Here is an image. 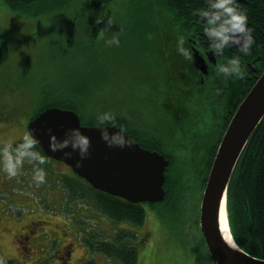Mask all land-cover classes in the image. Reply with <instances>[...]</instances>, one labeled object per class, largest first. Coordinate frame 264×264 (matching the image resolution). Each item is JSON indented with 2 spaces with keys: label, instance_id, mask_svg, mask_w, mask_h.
Masks as SVG:
<instances>
[{
  "label": "rangeland",
  "instance_id": "rangeland-1",
  "mask_svg": "<svg viewBox=\"0 0 264 264\" xmlns=\"http://www.w3.org/2000/svg\"><path fill=\"white\" fill-rule=\"evenodd\" d=\"M86 2L67 0L51 14H28L13 11L0 0V112H12L8 119L0 118V261L3 264L4 259L14 258L21 264H84L91 259L95 264H122L102 251L90 250L82 237L91 236L93 242L106 238L111 242L108 245L115 247L119 245L116 234L130 230L139 236L141 231L148 232L146 239L138 242L137 264H213L203 242L185 240L169 214L166 220L149 202H141L145 209L141 224L113 221L96 209L83 187L76 185V196H71L62 185L63 177L76 178L65 162L51 157L41 160L36 155L29 158L8 149L28 135L26 124L36 107L37 92L46 91L50 96L65 95L70 102H81L85 116L95 115L91 110L122 115L142 134L153 135L171 155L173 179L184 178L188 187L197 182L195 172L201 167L192 164L193 151H188L187 145L176 146L185 144L183 141L191 144L194 135L212 138L218 128L216 117L221 123L223 109L221 101L212 98L213 92L202 99L192 91L191 98L199 104L189 106L194 116L184 108L188 96L184 87L196 83L182 66L176 43V36L183 40L185 36L173 26L168 29L166 19L150 22L138 17L143 6L133 8L137 0H110L92 38L86 34L94 28L87 19ZM175 103H182L179 118H175L176 112L171 115ZM191 103L187 100L185 106ZM41 173L43 179H37ZM202 189L196 186L195 193L182 201L184 212L176 219L181 225L187 215L186 203L198 196L199 214ZM30 221L40 231L49 230L50 241L45 238L25 250L18 243L24 242L19 233ZM193 231L198 234L196 225L188 231L189 237L195 235ZM62 236L63 241H73L65 259L57 255Z\"/></svg>",
  "mask_w": 264,
  "mask_h": 264
},
{
  "label": "trees",
  "instance_id": "trees-1",
  "mask_svg": "<svg viewBox=\"0 0 264 264\" xmlns=\"http://www.w3.org/2000/svg\"><path fill=\"white\" fill-rule=\"evenodd\" d=\"M11 10L22 11L28 14H51L57 11L67 0H2ZM110 0H87V19L93 25V31H85L87 35L94 38L96 35L97 26L100 24L103 16V11ZM217 0H137L134 4L136 8H141V14L138 17L145 18L152 22L155 19H166L168 21L169 28L175 29V32L183 36L189 34H201L202 36H208L214 40L217 46H220L218 42H222L221 35L218 32H223L229 13L225 12L222 8L215 7ZM229 6L233 8L235 12L243 13L246 16L245 27L248 28L252 37L250 43L247 44L248 51L241 53L247 56V58L253 55H260L262 60V68L258 69V74L264 67V0H228ZM133 6V5H132ZM198 11H204L208 17L207 23H200L195 18V13ZM207 25L212 26L211 33H206L205 27ZM173 26V28H172ZM222 51L225 48H221ZM2 53V39L0 35V56ZM248 78L246 85L243 88L240 99L236 100L234 104H225L221 108L223 125L228 123L230 116L238 102L242 99L248 89L251 87L256 77ZM36 107L31 112L29 119L36 115L39 111L48 106H59L62 108H70L77 112L82 124L86 125H104L114 124L120 126L133 140L137 141L142 147L155 149L165 155L168 159V165L165 168V181L163 183L165 194L161 201L149 202L152 208L156 209V212L165 215L168 220H173L180 228V232L183 233L184 239L195 242L197 239L204 243V240L199 233L197 221L198 214V200L190 201L186 203L187 215L183 218L182 225L177 222V217L184 212L182 201H186L190 192L195 191L196 186L200 191L204 185L207 172L211 165L212 158L215 153V148L219 139V136H214L213 144L210 147L205 148V155L202 154L200 161H203V166L196 169L195 177L198 176L197 182L194 187H188L183 179L178 177L173 179L170 174V167L172 166L171 155L162 149L161 143L154 138L153 135H144L141 133L137 126H133L122 115L107 112L108 116L105 118L104 114L98 112L89 111L94 113L93 116H85L82 112L84 105L81 102H70L65 95L55 94L50 96L46 91L41 93L37 92ZM90 108V106H88ZM14 111L13 113H16ZM12 112L10 110H1V116L8 119ZM29 136V135H28ZM33 139V138H32ZM34 140V139H33ZM208 141V137H203V142ZM178 140L176 141V143ZM25 138L15 141L8 148L9 151L22 152L29 158L34 157L33 153L39 157H48L45 155L40 146L35 143L27 145ZM200 148V147H199ZM75 174V173H74ZM76 178L63 177L62 185L65 186L71 196H76V185L83 187L86 196L91 198L97 210L104 216L113 221H127L133 225H139L144 220L145 209L141 202H129L121 197L109 194L104 191H100L92 187L87 181L77 174ZM174 176V175H173ZM80 181H79V180ZM62 186V187H63ZM195 193V192H194ZM193 193V194H194ZM68 201V200H67ZM188 205V208H187ZM226 210L230 231L235 241L248 253L264 258V116L257 124L253 132L251 133L248 141L246 142L238 160L234 167V171L230 178L227 194H226ZM167 213V214H166ZM187 218V219H186ZM196 225L198 234L190 236L188 231ZM145 234H148L146 232ZM117 236L118 246L111 247L106 242V238L102 239L100 245H96L92 242L91 236L82 237L90 250L102 251L108 256V258L119 259L122 264H136L138 253V242H141V238L136 231L123 230L120 231ZM126 238V239H125ZM134 241V244L128 240ZM133 239V240H132ZM127 240L128 242L124 241ZM207 250V248H206ZM208 253V252H207ZM210 256V255H209ZM213 264L214 260L210 256ZM3 264H21L14 258L4 259ZM84 264H95L91 259L84 262Z\"/></svg>",
  "mask_w": 264,
  "mask_h": 264
},
{
  "label": "water",
  "instance_id": "water-1",
  "mask_svg": "<svg viewBox=\"0 0 264 264\" xmlns=\"http://www.w3.org/2000/svg\"><path fill=\"white\" fill-rule=\"evenodd\" d=\"M195 18L200 23L208 22L204 11L196 12ZM211 31L212 26L207 25L206 32ZM226 34L238 49H242L251 37L247 29ZM219 53L220 50L216 49V54ZM193 63L196 68L204 70V60L197 50L193 52ZM263 116L264 67L230 116L201 192L198 224L215 264H264V258L248 253L235 241L226 210L227 188L234 167ZM26 129L45 155L65 162L92 187L129 202L163 199L167 157L155 149L142 147L120 126L82 124L73 109L48 106L27 122ZM66 142L67 147L63 146ZM72 143L82 145L83 150L73 147ZM222 207L231 241L221 230Z\"/></svg>",
  "mask_w": 264,
  "mask_h": 264
},
{
  "label": "flooded vegetation",
  "instance_id": "flooded-vegetation-1",
  "mask_svg": "<svg viewBox=\"0 0 264 264\" xmlns=\"http://www.w3.org/2000/svg\"><path fill=\"white\" fill-rule=\"evenodd\" d=\"M250 33L251 31L245 27ZM206 31V27H205ZM224 35H227L226 32H224ZM228 36V35H227ZM229 37V36H228ZM252 37V33H251ZM250 37V38H251ZM176 43L179 44V54L181 55L182 58V66L186 67L189 70V75L190 78L196 82L195 84L191 83L190 85H186L184 87V90L186 91L187 95L185 100H184V108L187 110L189 114L194 116V113H192V109L190 107H194L197 105L199 106L198 102L193 100L191 98L192 94L191 91L194 93V96H199L200 98L204 99L206 97H209L210 93L213 94V99H218L221 101V106L223 105V102L228 105L236 103L237 99H240L243 88L247 83L248 78L255 77L258 74V69L262 68L261 65V58L260 55H253L249 58L247 56L242 55L243 49H238L233 42L230 40V38L225 39L223 36H221L222 42H218L220 46H217L214 40L208 36H202L201 34H189L185 36L184 40L179 39V36H176ZM249 38V39H250ZM248 39V40H249ZM247 40V41H248ZM247 43V42H246ZM176 44V45H177ZM248 44V43H247ZM221 48H225V50L222 51ZM216 49L220 50L219 54H216ZM194 50H197L198 54L202 56L204 63L202 65L204 70H201L199 68H196L193 63V52ZM183 52V53H182ZM178 54V55H179ZM233 57H238L240 60V66H241V71L242 75H237L235 73H224L220 71V66L221 65H227L228 62L233 58ZM192 99V100H191ZM187 100L189 102H193L188 106H185ZM199 101V100H198ZM225 104L223 107L225 108ZM237 106V105H236ZM175 113V118L181 117V114L179 116L178 112H182V103L178 105L175 103V108L172 106L171 108V115L173 116V113ZM173 116V117H174ZM218 117H216V121L218 124V128L215 132V137L218 135L219 139L218 142L221 138V135L226 127V125H223V122L219 123L217 120ZM208 138V141L203 142V134L201 135H194L192 138V143L189 144L186 141L185 144L178 145L176 147L181 148L185 145L189 146V150L193 151V161L192 164L194 166L202 167L203 166V161H200L198 159V154H200V159L202 158V154L205 155V148L210 147L213 144V137ZM217 142V145H218ZM216 145V147H217ZM200 147V148H199ZM175 148V147H173ZM172 149V148H171ZM216 150V148H215ZM159 152V151H158ZM161 153V152H160ZM213 159V158H212ZM169 162V161H168ZM208 173V172H207ZM207 176V175H206ZM206 180V179H205ZM205 183V182H204ZM204 186V185H203ZM23 229V232L19 233L20 236L23 237L24 242H18L20 245H22V248H27L29 247V244H41L43 239L46 238V241H50V239H47V235L49 233V230L41 229L39 230V226L33 222L30 221L29 224L25 225ZM65 234V231H61V235ZM147 234L141 231L140 238L142 241L146 239L145 237ZM65 237H61L62 242L59 244V247L57 248V255H59L61 258L65 259L66 255L71 254L72 246H73V241L72 239L68 238L63 241ZM107 240V239H106ZM93 242V240H92ZM108 243H111L110 240L106 241ZM96 245H100L102 243L101 240H97L93 242ZM83 244L85 246L86 243L83 241ZM106 256V254H104ZM108 258V256H107ZM113 259L114 258H109ZM65 262V260H64ZM30 264H33L32 262ZM137 264V262H136Z\"/></svg>",
  "mask_w": 264,
  "mask_h": 264
},
{
  "label": "clouds",
  "instance_id": "clouds-1",
  "mask_svg": "<svg viewBox=\"0 0 264 264\" xmlns=\"http://www.w3.org/2000/svg\"><path fill=\"white\" fill-rule=\"evenodd\" d=\"M215 7L218 8H222L225 12L229 13L230 16L227 18L226 20V24L228 25L227 27H225L223 32H218V34H220L221 36H223L225 39H228L229 37L227 35H224V32H243L245 30V20H246V16L243 13H238L235 12L233 10V8L231 6H229L228 4V0H217ZM115 40L116 43H119L118 40H116L115 38H113ZM112 42V41H109ZM250 39L247 41V43H250ZM247 43L244 47V51H248L247 48ZM220 71L224 72V73H235L237 75H242V71H241V66H240V60L238 57H233L227 65H221L220 66ZM108 114L105 113L104 117L101 118H105L107 117ZM26 141H27V145H31L33 143H35V140H33L30 136H28L26 134ZM67 143L66 142L63 146L67 147ZM25 145V146H27ZM73 147L76 148H81V150H83L82 145L77 144V143H72ZM86 146V145H85ZM23 153H21L22 155ZM33 155H37L36 153H33ZM18 159V158H17ZM40 159L42 160L43 157H40ZM9 171L12 172V174H14V170L12 167H9ZM37 179H43V174L41 173L40 175H38ZM0 264H2V261H0Z\"/></svg>",
  "mask_w": 264,
  "mask_h": 264
},
{
  "label": "bare ground",
  "instance_id": "bare-ground-1",
  "mask_svg": "<svg viewBox=\"0 0 264 264\" xmlns=\"http://www.w3.org/2000/svg\"><path fill=\"white\" fill-rule=\"evenodd\" d=\"M226 214H225V209L224 207L221 208V215H220V226H221V230L224 234V236L231 241L229 232H228V226H227V221H226Z\"/></svg>",
  "mask_w": 264,
  "mask_h": 264
},
{
  "label": "crops",
  "instance_id": "crops-1",
  "mask_svg": "<svg viewBox=\"0 0 264 264\" xmlns=\"http://www.w3.org/2000/svg\"><path fill=\"white\" fill-rule=\"evenodd\" d=\"M48 201V200H47ZM48 203H49V205H51L52 206V204L50 203V201H48ZM35 206V208H37V206L36 205H34Z\"/></svg>",
  "mask_w": 264,
  "mask_h": 264
}]
</instances>
